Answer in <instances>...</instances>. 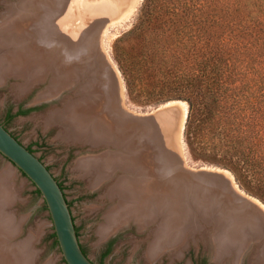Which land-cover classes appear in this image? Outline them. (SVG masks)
<instances>
[{"label":"rangeland","instance_id":"374dc122","mask_svg":"<svg viewBox=\"0 0 264 264\" xmlns=\"http://www.w3.org/2000/svg\"><path fill=\"white\" fill-rule=\"evenodd\" d=\"M43 1L49 3V9L52 10L53 14L58 15L55 20L50 21L53 29L51 42L50 44L48 41L38 44L41 33L39 30L43 27L40 20L43 19L41 16L45 13L43 7L38 8L34 13L37 14L36 18H31L41 23L38 28L39 35L35 34L34 37L25 35L24 39L25 42L27 41L25 45L34 43L38 47V50L35 51L37 54L45 53L39 59L41 60V57L48 58L49 61L47 62L51 63L52 66L48 63L44 66L48 65L50 72H46L48 70L46 68L45 76L42 74L44 79L43 76L39 75L42 77L41 80L38 79L39 76H37L38 78L32 76L39 69L34 67L39 59L38 57H29L28 59L26 57L28 52H25L24 61L35 64L31 66L26 64L29 65V68L24 66L25 69L23 68L22 71H27L32 67L31 69L34 70H28V73L31 74L29 76L32 77L30 81H27L23 75L18 76V73H12V71L7 76L5 74V77H2L3 80H0V124L24 147L32 150L33 154L46 165L59 182L69 203L78 229V238L85 255L94 264H264V258L257 257L256 246L252 247L239 261H235V258L230 254H223L222 257L216 258L215 247L210 241V232L215 228L216 223L208 222L211 219L215 221L217 214H222L207 207L212 202L213 196L206 197V201L202 203L205 206L202 208V212L205 214H199L194 206L197 199L189 197L183 199L179 192H173L174 186L170 182L171 176L177 174L180 176L181 173L209 172L214 169L213 167L219 168L194 159L190 155L184 141L182 128L183 106L181 104L137 103L128 94L125 77L120 69L118 59L123 49L136 44V40L127 35L136 25L145 0H139L134 14H130V11L136 0H63V4H59V6L57 0ZM16 3H19V0H0L1 28L8 21L11 22L16 19L13 17V19L8 20L7 16L8 11L18 5ZM47 18L45 17L43 20H48L49 18ZM69 40L78 44L84 41L83 45H85L83 52L73 50L75 57L71 56L72 65H66V58H64L67 55ZM13 49L14 47L9 49L7 46L0 48V61L3 62L2 59L5 61L4 58L8 54L14 55ZM20 49L18 48V51ZM10 50L13 53H10ZM50 50L54 51L49 54ZM57 52L60 53L61 58L54 60L53 56ZM78 52H82V54ZM50 60L54 61L50 62ZM57 60L61 61L62 64L56 66ZM85 61L88 65L83 66L80 72L87 67L89 70L85 71L86 73L83 72L85 74L80 75L81 78L78 77L77 81L71 83V86L69 83L66 84L69 79L75 77L74 69L76 66L82 65ZM67 66L72 67L68 68ZM1 67L2 64L0 63V70ZM65 68H68L65 71L69 75L65 74ZM57 75L60 77L56 81L58 86L54 83L55 79L58 78ZM91 79H93L91 83H95V85L89 92L96 98L83 106L92 109L91 111L96 114L90 121L97 120L98 116H103L104 121L109 123L111 127L120 128L118 133L122 138L120 137V144L118 145L111 141L94 144L88 142V139L86 141L85 136L72 133V122L67 112L70 113V107L74 105L73 102H77V99L83 97L84 94L80 93L81 85H85L86 81H91ZM32 80L33 82H31ZM79 87L80 89H77ZM110 96H114L116 105L121 110L120 117L115 116L113 118L112 116L114 104H112V100L106 101V98ZM169 96H177V93L163 92L157 99L164 100ZM151 99L154 101L156 98ZM103 108L106 111L104 115H101ZM167 108L174 109V112H168ZM21 109L27 110L28 113L17 114ZM161 111L167 113L163 114ZM158 113L160 114L159 117H157ZM66 118L68 119L64 121ZM152 118L157 121H152ZM139 119L144 121L139 122ZM69 126L71 130L68 129ZM111 127L109 128L112 130ZM67 129L71 132H68ZM120 151L125 154L121 155L124 157L120 156V159L132 160L135 158L137 160V169L131 164L132 169H136L135 173L126 172L123 168H115L109 174L105 168L102 171V166L98 167L101 170H97L96 167L90 166L88 168L86 165L89 161L116 158L117 154H121ZM83 168L88 170L85 171ZM2 170H8L10 173L8 177L10 186H12L10 187V195H13L12 201L6 207V213L14 220L13 222L18 229V235L11 236L10 241L12 244L22 243L25 247L29 244L27 246L29 248L26 247V251L24 250V255L27 256H24L23 264H66L61 252L52 245L50 235L53 232V226L48 211L43 210L42 197H37L31 181L20 171L14 169L0 155V173L3 172ZM90 171L92 173H89ZM163 171L165 172L163 173ZM141 176L146 181L143 183V192L139 193V197H135L134 193L130 192L134 202L136 201L135 203L133 200L130 201V205L136 208L135 213L140 212L142 215L145 212L146 214L149 213L155 204L161 208L156 213L158 217L156 215L152 217L151 212L149 220L143 224L141 223L143 221L139 220L138 215L133 212L134 216L130 214L132 216L126 217L127 219L123 217L121 223L119 222L118 225L116 224L117 227H113L114 230L111 229L106 233V228L110 226L107 224L110 223L109 218L115 213L113 210L118 208L119 211L116 210L118 212L115 214L121 217L119 212L124 210L123 207L126 203L128 204V199L126 200L121 195V190H118L119 181L124 178H138L128 180V185L142 180ZM167 178L168 181L165 183ZM232 178L233 184H231L235 187L233 189L242 193V196L246 198L247 196L250 197L248 198L250 201L257 202L264 207V203L260 199L247 193L237 182L236 184L233 175ZM218 184L224 189L231 185L225 178H221ZM12 189L13 191H11ZM150 191L155 192V195L149 196ZM114 194L115 196H113ZM127 198H130L128 193ZM136 198L138 199L135 200ZM120 203L122 204L120 205ZM145 203L148 204L146 205L147 209L144 208ZM119 205L123 207H119ZM190 210L192 211L190 212ZM182 213L185 214L184 217ZM186 215L187 217H185ZM165 216L166 218L170 216L167 218L170 219L169 227H163ZM205 218H209V221ZM151 219L153 222L150 221ZM189 219L193 222H190L192 226L181 232L183 227L181 228L178 223L186 225V220L190 221ZM159 228L161 230H158ZM178 228H180V232L178 231L175 241L163 239L162 234L165 235L164 232H167V229L176 233ZM101 229L103 230L101 231ZM102 232L104 233L102 234ZM182 233L184 234L181 237ZM110 244H112L111 250L106 254ZM152 249H155L154 252ZM218 250L220 251V249ZM30 255L33 256L32 259H28L31 258Z\"/></svg>","mask_w":264,"mask_h":264},{"label":"trees","instance_id":"16d2710c","mask_svg":"<svg viewBox=\"0 0 264 264\" xmlns=\"http://www.w3.org/2000/svg\"><path fill=\"white\" fill-rule=\"evenodd\" d=\"M127 36L136 44L118 62L130 98L186 103L190 155L264 203V0H145ZM163 92L177 96L157 99Z\"/></svg>","mask_w":264,"mask_h":264},{"label":"bare ground","instance_id":"6f19581e","mask_svg":"<svg viewBox=\"0 0 264 264\" xmlns=\"http://www.w3.org/2000/svg\"><path fill=\"white\" fill-rule=\"evenodd\" d=\"M62 1L63 0H61V2H60V0H57V3H58V6H59V4H63L62 3ZM60 2V3H59ZM138 2H139V0H136L135 1V3H134V5H133V7H131V11H130V14H134V12L137 10V4H138ZM16 4H18L17 6L15 5L13 8H11V10H9L8 11V14H7V16H8V20H11V19H13V17H16V19L15 20H13V21H6L7 23H6V25L3 27L2 26V28L0 27V48L2 49V47L3 46H7L9 49H11L12 47H14V51L16 52L17 51V53H13V52H11V50H10V53H13L14 55H7L4 59H5V61L2 59V61L3 62H1L0 61V63L2 64V69L0 70V80H3V78L2 77H5V76H7L8 75V73H10L11 71H12V73L13 72H15L16 74L18 73V76L20 75H23V77H25L26 78V80L28 81H30V78L32 77V76H39V75H41V76H45V74H44V72H45V70H46V68L48 69V65H45L44 66V64H46V63H48L47 61H49L48 60V58H44V57H41L42 59L40 60L39 58H40V56H44V54H37L35 51L36 50H38L37 48L38 47H36V45L34 44V43H30L29 45H25L26 44V42H25V37L26 36H32V37H34V35L35 34H38L39 33V31L41 32L40 33V35H39V38H38V44L40 45V44H42V42H46L47 43V41H48V43L50 44V42H51V39H52V37H53V32H52V25H51V23H50V21L51 20H55V18H56V16H58V15H55V14H53L52 13V10L51 9H49V7L50 6H48V4L49 3H47V2H45V1H43V0H19V3H16ZM14 5V4H13ZM65 5V4H64ZM41 7H43L44 8V10H45V13L41 16V18H47L48 20H43V19H41L40 21H41V23H43V27H42V29L41 30H39L38 31V28H39V25L41 26V23L39 22V21H37V20H33V19H31V18H36L37 17V14H34L35 12H36V10L38 9V8H41ZM66 11V10H65ZM38 17H40V16H38ZM39 19V18H38ZM44 21V22H43ZM38 22V23H37ZM56 22V21H55ZM28 25V26H27ZM26 27H28V28H26ZM28 33V34H27ZM26 35V36H25ZM29 41V40H28ZM87 41V40H86ZM30 42H32V41H30ZM69 43V45H67V50H66V53H67V55H65V57L64 58H66L65 60H66V62H65V64L66 65H72V63L70 62L71 61V59H72V57H75V56H73L75 53H74V51L76 52V51H78V50H81L82 52H83V47H85V45H83L84 44V41L82 42V43H80V44H78L77 42H74V41H72V42H70V40L68 41ZM10 46H12L11 48H10ZM62 46V45H61ZM95 46V45H94ZM26 47V48H25ZM18 48L20 49L19 51H18ZM63 48V47H62ZM61 48V49H62ZM25 50V51H24ZM56 50V49H55ZM65 50H63V51H65ZM74 50V51H73ZM1 51V50H0ZM28 52V55L26 56L28 59H29V57H38V59H39V62H37V64H35V63H33V64H35L34 65V67L35 68H39L38 70H36L37 72L36 73H34V75L32 74V76L30 77L29 75H31V74H29L28 73V70H30V69H28L27 71L26 70H23L22 71V69L24 68V66L25 67H28L29 65L31 66V65H33L32 63L30 64V63H27V62H25L24 61V59H23V57L25 56V52ZM54 51V50H53ZM52 50H50V52H49V54L51 53V52H53ZM59 51V50H58ZM82 52H78V53H80V54H82ZM9 53V52H8ZM65 53V52H64ZM77 53V54H78ZM48 54V53H47ZM59 56V57H58ZM72 56V57H71ZM13 57H14V59H13ZM77 57V56H76ZM57 58H61L60 57V53L59 52H57L56 54H54V56H53V59L54 60H56ZM44 59V60H43ZM54 60H50V62H53ZM64 60V61H65ZM57 63H55L56 64V66H59V65H61L62 63H61V61H56ZM26 64H29V65H26ZM49 65H51V63H48ZM53 64V63H52ZM90 64V63H89ZM88 65V63H87V61H85L82 65H80V66H76V69H74V72H75V77L73 78V79H69L68 81H67V83H66V81L65 80H63L66 84H68L69 83V85L71 86V83L73 84L74 82H75V80L77 81V78L79 77V78H81L80 77V75L81 76H83L86 72L85 71H87V70H89V67H87V68H85L84 70H82L81 72H80V70L82 69V67L83 66H87ZM52 66V65H51ZM55 66V65H54ZM50 67V66H49ZM68 67V66H67ZM72 66H69L68 68H71ZM29 68V67H28ZM68 68H65L64 69V71L65 70H67ZM25 69V68H24ZM31 70H34V69H31ZM54 70V69H53ZM58 70V69H57ZM49 71V69L48 70H46V72H48ZM54 71H56V70H54ZM30 72V71H29ZM32 72V71H31ZM30 72V73H31ZM50 72V71H49ZM83 72H85L84 74H83ZM6 74V75H5ZM43 74V75H42ZM54 74V73H53ZM56 74H58V72L56 71ZM55 74V75H56ZM65 74L66 75H69L66 71H65ZM83 74V75H82ZM5 75V76H4ZM54 75V76H55ZM41 76H39V80H41L42 79V77ZM44 76H43V79H44ZM56 77V76H55ZM57 77L58 78H53V79H55V82L54 83H56V81H58L59 79H60V77H59V75H57ZM2 78V79H1ZM41 78V79H40ZM83 78V77H82ZM65 79V78H64ZM71 80V81H70ZM35 81H36V78H35ZM52 81V80H51ZM74 81V82H73ZM93 81V79H91V81H86V84L84 85H81L82 86V88L80 89V87L79 88H77V89H80L81 90V92L80 93H82V94H84L83 95V97L82 98H80V99H77L78 101L77 102H73V106H71L70 107V113H68L67 112V114H69L68 116L70 117L69 119L71 120V122H72V126H71V128H72V133L73 134H75V135H81V136H85L84 138H86V141H87V139H88V142L90 141V142H93L94 144L95 143H101V142H103V141H111V142H113V144H120V139L122 138L121 137V135H120V133H118V131H119V129L120 128H114V127H111L110 126V124L109 123H106L105 121H104V117L103 116H98V118H97V120H94V121H90L91 119H93V115H96V114H94V112H92L91 110L92 109H89V108H84L85 106H83V105H87L88 103V101H93L96 97H94L93 95H91V93L89 92V90L92 88V87H94V85H95V83H91ZM31 82H33V80L31 81ZM28 83V82H27ZM53 84V83H52ZM81 84V83H80ZM55 85V84H54ZM79 85V84H78ZM30 86H31V84H30ZM56 86H58V83H56ZM72 87H73V85H72ZM73 89V88H72ZM74 90V89H73ZM77 91V90H76ZM74 92V91H73ZM74 94H75V92H74ZM76 95V94H75ZM77 95H78V93H77ZM80 95V94H79ZM107 98H108V100H107ZM106 98V101H108V102H110V100H112V104H114V108L112 107V116H113V118L115 117V116H118V117H120L121 116V113H120V109H119V107H117V105H116V101H115V99H114V96H110V97H107ZM104 99H105V97H104ZM169 104H181L182 106H183V108H184V117H183V126H182V128H183V131H184V126H185V121H186V118H187V112H188V108H187V104L186 103H183V102H171V103H168V105ZM108 105H110V104H108ZM167 105V104H166ZM107 106V105H106ZM106 106H104V108H106ZM84 108V109H83ZM101 109V115H104L105 113V111H106V109ZM167 109H172V108H167ZM96 112V111H95ZM63 114H64V112H62ZM161 113H163V114H165V113H167V112H165V111H161ZM160 116V114L158 113V115H157V117H159ZM56 117V116H55ZM68 118H66L64 121H66ZM128 119V118H127ZM130 119V118H129ZM55 120H56V118H55ZM134 120H136V119H134ZM61 121H63V120H61ZM139 122H142V121H144L143 119H139L138 120ZM68 122H69V120H68ZM68 124H70V123H68ZM117 125H118V123H117ZM109 127H111L112 128V130L114 131H112ZM69 130H71L70 129V126H69V128H68ZM68 129H67V131H68ZM116 131H117V133H116ZM68 132H71V131H68ZM72 133H70V134H72ZM67 134V133H66ZM70 134H68V135H70ZM80 136V137H81ZM121 137V138H120ZM82 138V137H81ZM81 138H80V140H81ZM83 140V139H82ZM117 152V151H116ZM115 152V154H117ZM121 152V151H120ZM121 155H125V154H122V152H121V154H117V156H116V158H110V159H108V158H105V159H102V160H97V161H95V162H88L86 165L88 166V168L91 166L92 168L94 167H96L95 169H97L98 167H100V166H102L103 168H102V171H103V169L105 168L106 169V171H109L108 173L110 174V171H112V170H114L115 168H123L126 172H128L129 171V173L131 172V173H135V171H136V169H137V160L135 159V158H132V160H129V159H125V160H122V159H120V156ZM121 157H124V156H121ZM102 158H104V157H102ZM146 158V157H145ZM147 159V158H146ZM145 160V159H144ZM92 161H94V159H92ZM105 163H108V164H105ZM128 163H130V164H128ZM131 164L133 165V166H135L136 167V169H132V167H131ZM85 165V166H86ZM14 169H16L13 165H11ZM84 166V167H85ZM151 168V167H150ZM154 168V167H153ZM94 169V170H95ZM5 170V169H4ZM83 170H85V168H83ZM86 170H88V169H86ZM85 170V171H86ZM89 170H91V169H89ZM93 170V169H92ZM97 170H101V169H97ZM117 170V169H116ZM3 171V170H2ZM157 171V170H156ZM10 172V171H9ZM97 172H100V171H97ZM165 171H163V173H164ZM87 173H88V171H87ZM89 173H92L91 171L89 172ZM104 173H106V172H104ZM111 173H113V172H111ZM153 173V172H152ZM201 173H204V172H198V173H192V174H194V178L195 179H200V180H202L203 182H205V183H207V184H211V183H213V184H211V185H215L214 183H216V184H218V181H220L221 180V178H225V179H228V181L230 182V184L232 183L233 184V181H232V174L229 172L228 173V171L227 170H223V169H216V168H214L212 171H209L208 173H214V174H217L219 177H214L213 179H210V178H206V177H204V176H201ZM9 174L10 173H8V170L7 171H3V172H1L0 173V264H23V262H24V256L26 255H24V250L26 251V247L29 245H27L26 247H25V245H23L22 243H17V244H12L11 243V239H12V237L11 236H16V235H18V229H17V226L14 224V220L13 219H11L10 217H9V215L6 213V207H7V205L10 203V201H12V196L10 195V187H12V186H10V182H9V179H8V177H9ZM100 174V173H99ZM101 174H103V173H101ZM100 174V175H101ZM154 174V173H153ZM200 174V175H199ZM98 174H96V176H97ZM104 175V174H103ZM165 176V175H164ZM199 176V177H198ZM97 177H99V175L97 176ZM129 177V176H128ZM161 177V176H160ZM171 177H173V176H171ZM12 178V177H11ZM100 179H101V177H99ZM103 178V177H102ZM106 178H107V176H106ZM131 179H138V178H124L123 180H121V181H119L120 183H118V185H119V188H118V190L120 191L121 190V195H123L124 196V198L127 200L128 199V204L126 203L125 205H124V207L123 206H120L122 203H120V205H119V207H123L124 208V210H122V208H121V212H119V214L121 215V217H119V215L117 216V214H115V213H117L119 210H118V208L116 209V210H118L117 212H116V210L114 211L113 210V212H115L114 214H113V216L111 215V217L109 218V222L110 223H107L108 225H110V226H108L109 228H106V230H105V232L106 233H108L111 229L112 230H114L113 229V227L115 226V227H117L116 226V224L118 225V223L121 221V219L124 217L125 219H127L126 217H131L132 215L134 216V214H133V212L134 211H136L135 209V207L133 206V205H130V201H132L133 200V202H134V198L131 196V194H130V192H133L134 193V195H135V197L137 196V197H139L140 196V194L139 193H141V192H143V188H144V186H143V183H146V181H145V179L141 176V179L142 180H140V181H138V182H135V183H129L128 185H127V181L128 180H131ZM140 179V178H139ZM102 180V179H101ZM235 180V179H234ZM168 181V178L167 179H165V183ZM123 182H124V184H123ZM171 182V181H170ZM172 182H175V180L173 181L172 180ZM13 183V182H12ZM173 184V183H172ZM231 184V185H232ZM219 185V184H218ZM230 185V187H226L225 189L224 188H221V187H219L220 189H221V191L224 193V194H226V195H228V196H231L232 197V199H233V204H234V206L236 207V208H244L245 210H247L248 212H247V214L252 218V220H251V223L249 224V226H250V228L253 230V231H258L259 229H261V227H263L264 226V224L263 223H260V222H255V220H253V219H255V214H254V210L251 208V207H249V206H247V205H249V203L250 204H252L254 207H256L257 208V210H258V212L259 213H261L262 215H264V210H263V205H259L257 202H254V201H250L248 198H250V197H248L247 196V198L246 197H244V196H242V193H238V191L236 190V189H233V185L231 186ZM215 186H217V185H215ZM226 186V185H225ZM14 188V187H13ZM235 188V187H234ZM116 189V188H115ZM114 189V190H115ZM11 191H13V189L11 190ZM118 191V192H119ZM237 191V192H236ZM115 193H116V191H114ZM113 192V193H114ZM128 193V195H129V197L130 198H127V193ZM174 193H176V192H174ZM155 195V192H153L152 193V191H150V195L149 196H154ZM113 196H115V194L113 195ZM120 196V195H119ZM123 196H121V197H123ZM12 197V198H11ZM122 199V198H121ZM138 198H136L135 200H137ZM253 199H255V198H253ZM257 200V199H256ZM259 201V200H258ZM136 202V201H135ZM134 202V203H135ZM260 202V201H259ZM12 203V202H11ZM141 203V202H140ZM261 203V202H260ZM124 204V203H123ZM140 205V204H139ZM138 205V206H139ZM146 205H148V204H146L145 203V206H144V208H146ZM141 206V205H140ZM152 208V207H151ZM120 209V208H119ZM147 209V208H146ZM160 207L159 206H157V205H155V204H153V208L152 209H150V211H149V213H147L146 214V212H145V214L143 213L142 215H141V213L139 212V210H137L139 213L137 214V212L135 213V214H137L138 216V219L139 220H142L143 222H141V223H143V224H145V222H147L149 219V214H151V212H152V217H154L155 215L157 216V212L158 211H160ZM163 209V208H162ZM255 209V208H254ZM8 212V211H7ZM10 212V211H9ZM163 213V212H162ZM130 214H132V215H130ZM159 214V213H158ZM171 214V213H170ZM169 215V214H168ZM174 215H175V213H174ZM174 215H173V217H174ZM110 216V215H109ZM158 217V216H157ZM170 217V216H169ZM169 217H167V218H169ZM166 218V216H165V219H164V222H163V227H166V226H170V219H167ZM172 218V217H171ZM180 218V217H179ZM155 219V218H154ZM153 219V220H154ZM178 219V218H177ZM176 219V220H177ZM122 221H124V220H122ZM126 221V220H125ZM124 221V222H125ZM150 221H152V219L150 220ZM149 221V222H150ZM153 222V221H152ZM176 222H179V221H176ZM121 223V222H120ZM140 223V224H141ZM149 224V223H148ZM120 225V224H119ZM177 225V224H176ZM176 225H174V226H176ZM178 225L179 226H181V228L183 227V224L182 225H180L179 223H178ZM236 226H239V224L238 225H236ZM16 227V228H15ZM19 227V226H18ZM105 227H106V225H105ZM167 227V228H168ZM172 227V226H171ZM238 228V227H237ZM105 229V228H104ZM179 229L180 228H178V230L176 231V233L174 232L173 233V231H171V230H173L172 228H171V230L170 229H167V232H164V233H166L165 235H163L162 234V237H163V239L164 238H166V239H168V240H171V241H175V239H177V234H178V231H179ZM103 229H101V231H102ZM158 230H161L160 228L158 229ZM166 230V229H165ZM185 230V229H184ZM237 230V229H236ZM161 232V231H160ZM180 232V231H179ZM236 231H234V233H235ZM104 232H102V234H103ZM183 234L184 233H182V235H180L181 237L183 236ZM106 235V234H105ZM108 235V234H107ZM14 236V237H15ZM158 238H159V236H158ZM15 239V238H14ZM162 239V238H161ZM178 239H179V237H178ZM27 248H29V247H27ZM153 250V249H152ZM155 250V249H154ZM154 250H153V252H154ZM28 251V250H27ZM31 250H29V252H30ZM32 252V251H31ZM175 252V251H174ZM27 253V252H26ZM152 253V252H151ZM176 253H177V251H176ZM30 254V253H29ZM27 256V255H26ZM31 256V255H30ZM32 257L33 256H31V258L29 257H27L28 259H32ZM224 258V257H223ZM27 259V260H28ZM31 261V260H30ZM30 261H27V262H30Z\"/></svg>","mask_w":264,"mask_h":264},{"label":"water","instance_id":"95a60500","mask_svg":"<svg viewBox=\"0 0 264 264\" xmlns=\"http://www.w3.org/2000/svg\"><path fill=\"white\" fill-rule=\"evenodd\" d=\"M174 101L179 100L170 102ZM167 111L173 113L174 109H167ZM151 120L155 121L156 119L152 118ZM0 155L13 165L16 170L25 175L34 184L35 188L41 192L42 201L46 203L65 263L94 264L82 250L69 203L59 182L46 165L12 136L2 124H0ZM201 176L210 179L219 177L217 174L208 172L201 173ZM194 177L192 173H181L180 176L179 174L173 175L170 178L174 186L173 192H179L183 199H188V197L197 199L194 206L199 214H205L202 212V208L205 207L202 203L206 201V197L213 196L212 202L207 207L222 215L217 214L215 221L213 219L209 221V218L205 219L209 221L208 223H216L214 225L215 228L210 232V241L215 247L216 258L222 257L223 254H230L235 258V261H239L254 246L257 248V257L264 258V226L256 232L253 231L249 226L252 218L247 214V210L236 208L232 197L224 194L218 184L214 183L217 186L211 185L213 183L207 184L205 183L206 181L203 182L199 178L195 179ZM172 180H175V182H172ZM224 199L225 201H223ZM247 206L254 210L256 217L253 220L264 224V215L261 213L257 214L258 210L252 204L249 203ZM184 215L182 213L183 217ZM189 220H186L187 224L183 225L181 232L192 226L190 222H193L191 219ZM238 224L239 226H236ZM234 231L236 232L234 233Z\"/></svg>","mask_w":264,"mask_h":264},{"label":"flooded vegetation","instance_id":"af4514ba","mask_svg":"<svg viewBox=\"0 0 264 264\" xmlns=\"http://www.w3.org/2000/svg\"><path fill=\"white\" fill-rule=\"evenodd\" d=\"M34 110V109H33ZM20 111H25V110H23V109H21V110H19L18 112H17V114H19V112ZM27 111V110H26ZM30 111V110H29ZM19 115H24V114H19Z\"/></svg>","mask_w":264,"mask_h":264}]
</instances>
